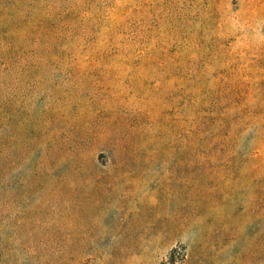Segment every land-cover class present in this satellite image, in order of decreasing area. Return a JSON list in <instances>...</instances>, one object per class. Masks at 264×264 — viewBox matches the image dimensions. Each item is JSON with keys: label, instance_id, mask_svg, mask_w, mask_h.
I'll list each match as a JSON object with an SVG mask.
<instances>
[{"label": "rangeland", "instance_id": "1", "mask_svg": "<svg viewBox=\"0 0 264 264\" xmlns=\"http://www.w3.org/2000/svg\"><path fill=\"white\" fill-rule=\"evenodd\" d=\"M0 264H264V0H0Z\"/></svg>", "mask_w": 264, "mask_h": 264}]
</instances>
